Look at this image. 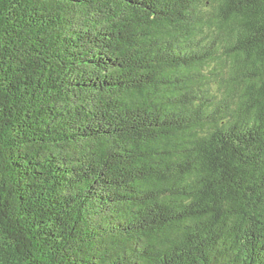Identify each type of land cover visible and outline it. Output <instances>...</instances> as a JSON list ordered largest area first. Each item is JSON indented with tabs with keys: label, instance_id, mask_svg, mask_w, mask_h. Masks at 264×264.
<instances>
[{
	"label": "trees",
	"instance_id": "16d2710c",
	"mask_svg": "<svg viewBox=\"0 0 264 264\" xmlns=\"http://www.w3.org/2000/svg\"><path fill=\"white\" fill-rule=\"evenodd\" d=\"M0 264H264V0H0Z\"/></svg>",
	"mask_w": 264,
	"mask_h": 264
}]
</instances>
